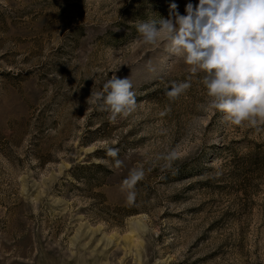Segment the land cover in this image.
I'll list each match as a JSON object with an SVG mask.
<instances>
[{
	"label": "rangeland",
	"instance_id": "obj_1",
	"mask_svg": "<svg viewBox=\"0 0 264 264\" xmlns=\"http://www.w3.org/2000/svg\"><path fill=\"white\" fill-rule=\"evenodd\" d=\"M188 2L0 0V264H264V125L136 28ZM116 69L137 106L112 120L90 96Z\"/></svg>",
	"mask_w": 264,
	"mask_h": 264
},
{
	"label": "clouds",
	"instance_id": "obj_2",
	"mask_svg": "<svg viewBox=\"0 0 264 264\" xmlns=\"http://www.w3.org/2000/svg\"><path fill=\"white\" fill-rule=\"evenodd\" d=\"M136 28L145 45L166 41L170 54L182 57L191 73L203 74L208 108L223 112L233 125H264V0H189L183 14L172 3L167 19L143 20ZM117 70L103 83V91L90 96L112 120L128 116L137 106L132 81L117 77ZM190 87V80L173 81L166 95L175 99ZM107 152L117 157L119 149L109 147ZM161 158L171 163L176 152ZM143 176V168L137 167L122 182L129 203L135 201V185Z\"/></svg>",
	"mask_w": 264,
	"mask_h": 264
}]
</instances>
